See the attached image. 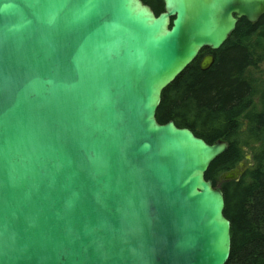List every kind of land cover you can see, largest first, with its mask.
<instances>
[{
	"label": "water",
	"instance_id": "water-1",
	"mask_svg": "<svg viewBox=\"0 0 264 264\" xmlns=\"http://www.w3.org/2000/svg\"><path fill=\"white\" fill-rule=\"evenodd\" d=\"M162 2L0 0V264L226 263L229 143L155 114L264 0Z\"/></svg>",
	"mask_w": 264,
	"mask_h": 264
},
{
	"label": "trees",
	"instance_id": "trees-1",
	"mask_svg": "<svg viewBox=\"0 0 264 264\" xmlns=\"http://www.w3.org/2000/svg\"><path fill=\"white\" fill-rule=\"evenodd\" d=\"M157 15L162 0H142ZM264 14L255 22L239 19L230 37L201 70L191 62L161 92L155 118L189 128L212 144L229 143L209 165L211 180L224 197L230 221V254L225 264H264ZM243 162L237 180L221 174Z\"/></svg>",
	"mask_w": 264,
	"mask_h": 264
},
{
	"label": "flooded vegetation",
	"instance_id": "flooded-vegetation-1",
	"mask_svg": "<svg viewBox=\"0 0 264 264\" xmlns=\"http://www.w3.org/2000/svg\"><path fill=\"white\" fill-rule=\"evenodd\" d=\"M241 19V18H240ZM238 21H239V19H238ZM237 21V22H238ZM215 51L216 50H211V49H209V48H202L200 51H199V53H198V55H197V57H196V59L198 60V66L200 65V63H201V61H202V59L205 57V56H207V55H211L212 57H213V61H214V56H215ZM239 166V165H238Z\"/></svg>",
	"mask_w": 264,
	"mask_h": 264
},
{
	"label": "rangeland",
	"instance_id": "rangeland-1",
	"mask_svg": "<svg viewBox=\"0 0 264 264\" xmlns=\"http://www.w3.org/2000/svg\"><path fill=\"white\" fill-rule=\"evenodd\" d=\"M259 70L264 71V62H262V63L259 65Z\"/></svg>",
	"mask_w": 264,
	"mask_h": 264
},
{
	"label": "bare ground",
	"instance_id": "bare-ground-1",
	"mask_svg": "<svg viewBox=\"0 0 264 264\" xmlns=\"http://www.w3.org/2000/svg\"><path fill=\"white\" fill-rule=\"evenodd\" d=\"M207 142V141H206Z\"/></svg>",
	"mask_w": 264,
	"mask_h": 264
}]
</instances>
